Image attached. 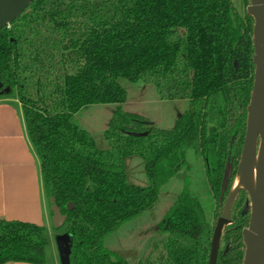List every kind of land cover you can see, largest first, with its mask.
I'll return each mask as SVG.
<instances>
[{"label":"trees","instance_id":"1","mask_svg":"<svg viewBox=\"0 0 264 264\" xmlns=\"http://www.w3.org/2000/svg\"><path fill=\"white\" fill-rule=\"evenodd\" d=\"M242 3L240 13L233 0H34L0 31V100L16 97L22 105L49 208L52 198L65 217L58 230L70 237L69 264H126L105 238L153 209L161 188L188 169L189 150L204 162L213 221L185 179L157 225L161 254L143 264H208L236 181L254 79L253 19L249 0ZM119 79L188 106L170 129L157 128L123 110ZM93 105L115 106L103 132L106 150L75 118ZM131 157L144 162L145 187L127 180ZM248 222L242 191L216 264H242ZM48 245L44 226L0 220V264H46Z\"/></svg>","mask_w":264,"mask_h":264},{"label":"rangeland","instance_id":"2","mask_svg":"<svg viewBox=\"0 0 264 264\" xmlns=\"http://www.w3.org/2000/svg\"><path fill=\"white\" fill-rule=\"evenodd\" d=\"M233 3L238 12L242 13L245 10L242 0H233ZM118 83L126 91V99L129 100L127 105L123 106V110L144 117L160 129H170L175 119L188 106L187 102L183 100L159 101L152 85L131 84L126 79H119ZM113 106H89L75 116L78 124L89 132L98 145H106L103 132L107 128ZM125 162L128 182L135 186L145 187L148 180L144 171L143 160L139 157H131ZM186 162L188 169L181 170L161 188L153 209L135 220L123 224L116 232L107 236L104 240L105 248L116 254L128 255L129 264L132 262L143 264L148 258L154 260L159 256L165 238L158 232L157 225L181 193L185 179L189 182L190 192L203 204L207 216L213 221L212 210L215 203L208 192L204 162L201 158H197L192 150L186 153ZM53 231L54 233H61V230L54 229ZM223 246L224 243L221 241L220 248ZM56 250L55 247V252ZM49 251L51 260L52 253L51 250ZM153 264H163V262L154 261Z\"/></svg>","mask_w":264,"mask_h":264},{"label":"water","instance_id":"3","mask_svg":"<svg viewBox=\"0 0 264 264\" xmlns=\"http://www.w3.org/2000/svg\"><path fill=\"white\" fill-rule=\"evenodd\" d=\"M34 0H0V31L14 23ZM246 13L253 19L252 42L254 79L246 112V130L236 168V183L228 192L216 221L208 264H216L223 230L231 224V212L238 194L246 192L249 199V222L242 232L244 255L242 264H264V0H249ZM228 173L222 183L223 197ZM71 204L67 207L70 209ZM50 211L55 229L65 217L50 198ZM61 264H69L70 237H57Z\"/></svg>","mask_w":264,"mask_h":264},{"label":"crops","instance_id":"4","mask_svg":"<svg viewBox=\"0 0 264 264\" xmlns=\"http://www.w3.org/2000/svg\"><path fill=\"white\" fill-rule=\"evenodd\" d=\"M128 101L126 99L122 108ZM114 108L115 106L112 107L109 119ZM95 145L100 150L109 148L107 142L106 145H98L95 142ZM2 219L44 226L49 240L46 264H61L57 237L63 233L53 231L55 228L50 215L49 200L42 184L40 160L28 138L22 105L16 97L0 100V220ZM49 250L52 253L51 260ZM116 255L129 264L128 255Z\"/></svg>","mask_w":264,"mask_h":264}]
</instances>
